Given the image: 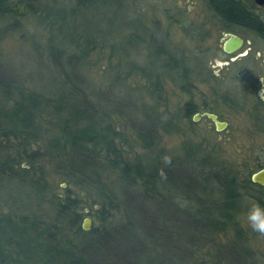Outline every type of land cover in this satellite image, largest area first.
I'll return each instance as SVG.
<instances>
[{"label": "trees", "instance_id": "16d2710c", "mask_svg": "<svg viewBox=\"0 0 264 264\" xmlns=\"http://www.w3.org/2000/svg\"><path fill=\"white\" fill-rule=\"evenodd\" d=\"M95 1L0 0V19L6 20L1 32L22 27L26 15L46 28L56 72L47 92L0 74V178L27 188L25 201L0 196V264H255L261 255L251 250L236 217L252 202L264 205V187L202 147L189 149L184 159L125 157L115 119H129L148 147L155 139L152 125L161 120L132 117L138 103L123 88L121 72L99 86L89 82L83 70L95 38L81 33L69 40L61 24ZM203 2L226 26L260 25L240 0ZM180 16V28L192 37L198 29ZM165 40L156 47L155 59L139 69L155 101L163 92L162 77L185 91L193 86L196 71L195 57L188 60L185 51L170 49ZM116 47L109 44L112 51ZM180 111L188 118L197 107L188 101ZM43 160L54 174L93 196L97 224L90 230L81 227L87 214L81 197L75 190L60 195L51 189ZM42 203L49 211L41 213ZM228 231L231 237L221 244L217 235Z\"/></svg>", "mask_w": 264, "mask_h": 264}, {"label": "rangeland", "instance_id": "374dc122", "mask_svg": "<svg viewBox=\"0 0 264 264\" xmlns=\"http://www.w3.org/2000/svg\"><path fill=\"white\" fill-rule=\"evenodd\" d=\"M181 14L186 16L188 22L192 20L199 26L198 32L192 37L180 28L178 21L182 19ZM35 19L26 15L20 20L22 27L13 30L7 27L6 32H1L6 27V20L0 19V74L25 87L47 92L49 86H54L53 76H56V72L50 62L51 51L45 41L47 30ZM61 25L63 34L69 40H74L81 33L95 38L87 58L88 64L83 70L89 82L99 86L108 82L115 72H121L125 79L123 88L138 103L132 117L145 119L146 123L155 116L160 117V124L152 125L155 139L150 147L137 138L135 127L129 119H115V125L123 138L118 141L127 159L140 160L153 154L161 155V159L167 154L184 159L189 149L202 147L213 151L219 160L241 174L250 176L258 169V163L264 164V123H258L252 114L258 79L250 78L249 71L245 76L237 78L233 65L220 68L218 76L213 74L210 66L213 62L210 60L214 50L221 45L222 36L220 26L205 12L203 0H99ZM163 38L170 49L185 51L188 60L195 57L193 65L196 71L191 75L193 86L185 91L167 76L162 77L163 92L156 94L161 97L155 101L149 93L146 75L139 69L147 67L155 59V49ZM246 38L252 39L249 34H246ZM257 42L255 45L260 46ZM110 43H116L119 47L112 51ZM125 53L129 55L127 59L123 57ZM222 57L219 56V59ZM129 62H132L131 65L137 63L140 68L128 65ZM242 62L250 67L252 61L247 58ZM188 101L197 107L195 121L192 117L194 114L188 118L182 117L180 108ZM207 113L217 114L227 126L217 130L205 116ZM164 123H168L164 127L165 131L161 128ZM32 147L37 146L33 144ZM40 163L45 169L47 183L57 194H64L66 189L78 193L82 199L81 208L87 212L82 222L90 218L91 228L94 227L97 222L92 209L93 196L54 174L47 160ZM22 165L27 166L24 162ZM17 187L14 181L0 178L1 198L25 201L23 193L27 188L23 185ZM40 211H49L48 204L42 203ZM245 213L239 214L236 220L245 231L251 250L261 255L255 264H264V236L247 226ZM231 232L217 235L221 244L226 243ZM206 250L202 249L198 257L204 256Z\"/></svg>", "mask_w": 264, "mask_h": 264}, {"label": "flooded vegetation", "instance_id": "af4514ba", "mask_svg": "<svg viewBox=\"0 0 264 264\" xmlns=\"http://www.w3.org/2000/svg\"><path fill=\"white\" fill-rule=\"evenodd\" d=\"M204 1V0H203ZM244 5L249 8V12L254 16L256 20L260 22V25L255 22V27L248 29V28H241L237 26H226L222 23L213 12H211L208 8L205 7V12L210 16L212 20H214L220 26V33L222 36L221 45L214 50L210 62V66L213 68V74L218 76L220 68L228 67L231 65L235 66V74L237 78H241L245 76L249 71L248 75L251 77H257L258 84L255 90L256 92V99L252 106V114L253 118L259 123L261 121L264 123V5L260 6L257 5L254 0H240ZM204 4V2H203ZM189 23L192 27L199 30V26L195 24L192 20H189ZM195 24V25H194ZM236 35L243 39V44L239 49L234 52L227 53L223 49V41L229 37V35ZM246 34L251 35L252 39H247ZM258 41V42H257ZM255 42L260 43V46H256ZM211 49H209V52ZM251 52V55H250ZM222 59H219V56ZM251 59V65L246 66L242 61L245 59ZM218 63V64H217ZM221 63V64H219ZM241 105V104H240ZM197 112V111H196ZM194 114V113H193ZM215 114V113H212ZM216 119L221 121L217 114ZM206 116V115H205ZM193 117V116H192ZM207 117V116H206ZM215 126L213 120L207 117Z\"/></svg>", "mask_w": 264, "mask_h": 264}, {"label": "water", "instance_id": "95a60500", "mask_svg": "<svg viewBox=\"0 0 264 264\" xmlns=\"http://www.w3.org/2000/svg\"><path fill=\"white\" fill-rule=\"evenodd\" d=\"M254 2L260 6L264 5V0H254ZM242 44H243L242 38L231 34V35H229V37L227 39H225L223 41V49L225 52L231 53V52H234L237 49H239ZM205 115L214 121L215 127L217 130H219V131L223 130L227 126V123L225 121H218L216 119L215 114L207 113ZM196 116H197V114H194V116H193L194 121L196 120ZM250 180L252 183L264 187V166L261 168H258L256 171L252 172L250 175ZM95 208H97V207H95ZM90 222H91L90 218H85L83 220V222L81 223L82 229L85 231L90 230V228H91Z\"/></svg>", "mask_w": 264, "mask_h": 264}, {"label": "clouds", "instance_id": "9594fccd", "mask_svg": "<svg viewBox=\"0 0 264 264\" xmlns=\"http://www.w3.org/2000/svg\"><path fill=\"white\" fill-rule=\"evenodd\" d=\"M247 226L260 236H264V205L256 202L249 204L244 215Z\"/></svg>", "mask_w": 264, "mask_h": 264}]
</instances>
